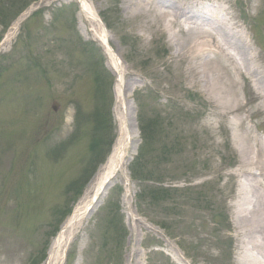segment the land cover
<instances>
[{
  "label": "rangeland",
  "instance_id": "rangeland-1",
  "mask_svg": "<svg viewBox=\"0 0 264 264\" xmlns=\"http://www.w3.org/2000/svg\"><path fill=\"white\" fill-rule=\"evenodd\" d=\"M183 1L231 17L264 80V0ZM126 3L0 1V264H237L245 246L260 255L241 240L239 216L255 199L245 171L264 196V165L242 162L238 145V134L264 140L259 95L227 57L191 49L178 25ZM90 13L107 21V39ZM207 56L221 65L206 69ZM120 145L127 185L113 182L52 252Z\"/></svg>",
  "mask_w": 264,
  "mask_h": 264
},
{
  "label": "bare ground",
  "instance_id": "bare-ground-1",
  "mask_svg": "<svg viewBox=\"0 0 264 264\" xmlns=\"http://www.w3.org/2000/svg\"><path fill=\"white\" fill-rule=\"evenodd\" d=\"M125 1L130 7L132 0ZM134 1L136 3L138 0ZM139 1L141 7H139V10L136 9L133 11L137 13L139 11L142 14H146L147 12L149 14H156L167 21L168 27H171L169 21H172L174 25H178L183 31L190 34L189 37L191 38V43L189 46L192 47L191 49L205 54L209 53V51L216 52L223 55L225 58L227 57L234 65L233 72L236 74V77L248 78L250 84L252 83L253 85L252 90H256V94L259 95L261 103L264 105V80L261 74L256 70L258 68L255 66L256 61L258 60V55L254 52L252 46L247 41L245 33L238 31V25L232 21L231 17V19L217 17L214 15L211 8H202L198 10L191 4H185L183 0L179 3L173 2L169 4L168 0H163L164 4H162L161 0ZM91 16L106 34L107 39V30L103 26L100 18L95 14H91ZM181 17H183V20ZM106 39L104 41L107 44L108 41ZM188 41L189 40L187 39V44L190 42ZM229 50H232L233 54L229 53ZM204 65L206 66V69L211 71V69H216V67H219L221 64L217 59H211L207 56L204 59ZM114 70L119 72V69ZM210 75L211 74L207 76L210 77ZM211 78H213V76ZM236 84H238V82ZM231 100L230 98H227V102ZM229 104L233 110L235 105L233 102H230ZM260 108L264 107L258 104V110H264ZM235 119L236 123L237 121H240L237 117ZM238 138L242 162L249 161V159L251 160V157H255V159L261 160V162H263L262 165H264V140H260L261 138L259 136L251 137L253 140H256L255 144H251V139L243 134H238ZM259 140L261 144L258 143ZM126 146L127 145H120L118 149L114 150L108 161L101 167L100 171L94 177L93 182L91 183L89 200L85 210L83 212L80 210L75 211L73 216L65 223L62 230L53 240L51 248L52 252L60 249L62 245L66 243L65 233L70 229L71 224L75 222L74 220H78L79 217L87 213L100 200L107 187L109 188L113 181L115 183H123L125 186L127 185L125 184L126 180L129 178L127 166L131 158H126V155L129 156V154H126ZM253 153L255 156L252 155ZM245 174L248 179H254V186L252 189H255V199L251 203L252 206H245L240 209L239 222L242 226L241 240H243L245 236L249 241H252L253 248L258 250L260 255L251 253L250 248L245 246L242 248L243 254L239 255L240 257L237 264H264V196L258 193V188L256 189V185L260 186L262 183L259 182L257 184L258 176L255 175L253 170L248 169L245 171ZM259 175L261 176V173ZM248 187L250 186L245 184L242 191L244 193L247 192ZM257 238H259L258 242L255 241Z\"/></svg>",
  "mask_w": 264,
  "mask_h": 264
},
{
  "label": "water",
  "instance_id": "water-1",
  "mask_svg": "<svg viewBox=\"0 0 264 264\" xmlns=\"http://www.w3.org/2000/svg\"><path fill=\"white\" fill-rule=\"evenodd\" d=\"M54 109H58L59 105L57 103L53 104Z\"/></svg>",
  "mask_w": 264,
  "mask_h": 264
},
{
  "label": "trees",
  "instance_id": "trees-1",
  "mask_svg": "<svg viewBox=\"0 0 264 264\" xmlns=\"http://www.w3.org/2000/svg\"><path fill=\"white\" fill-rule=\"evenodd\" d=\"M0 1H1V0H0ZM144 132L147 133V129H146V131L144 130ZM108 145H110L109 142H108L107 146H108ZM153 197L156 199V196H155V195H153ZM157 199H158V195H157Z\"/></svg>",
  "mask_w": 264,
  "mask_h": 264
}]
</instances>
